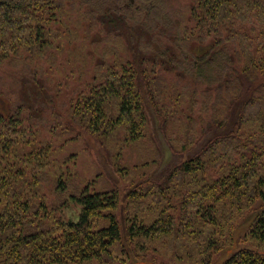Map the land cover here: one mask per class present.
<instances>
[{
    "label": "rangeland",
    "instance_id": "1",
    "mask_svg": "<svg viewBox=\"0 0 264 264\" xmlns=\"http://www.w3.org/2000/svg\"><path fill=\"white\" fill-rule=\"evenodd\" d=\"M100 1L105 5L95 0H43L32 28L18 39L3 37L9 58L0 64V164L3 174L6 169L16 175L19 197H28L33 205L43 203L45 216L54 224L59 219H78L81 207L65 201L71 193L85 188L92 193L116 192L119 206L103 215H115L124 235L132 219L151 226L160 216L179 215L171 192L175 185L166 191L164 179L173 172L168 169L180 154L181 121L196 113V133L191 136L198 140L209 128L206 123L212 112L206 120H198L208 99L182 69L189 59L185 56L199 49L196 42L182 41L184 29L188 27L191 34L195 26L191 9L197 0ZM110 7L112 15L104 20L101 16ZM37 26L43 29L40 43ZM169 59L174 63L167 65L172 62ZM132 63L141 73L145 69L140 73L146 78L145 82L140 79L142 85L156 87L161 96L155 116L164 132L158 137L149 117L150 123L138 137L125 123L112 127L118 115L116 100L105 104L108 118L100 131L87 130L81 116H75L79 102L110 76L121 77ZM193 95L198 106L191 114ZM14 116H20L18 124L10 121ZM59 180L66 193L56 190ZM263 207L262 202L243 211L228 206L221 217L225 219L215 228L217 233L207 227L199 239L193 235L195 240L168 234L138 238L133 247L145 251L138 250L141 259L136 262L144 258V264H223L243 246L264 251V242L249 234L245 237ZM95 223V229H101L109 220L99 217ZM208 237L221 243L211 261ZM122 242L113 247L112 258L87 264H130L133 250Z\"/></svg>",
    "mask_w": 264,
    "mask_h": 264
},
{
    "label": "trees",
    "instance_id": "2",
    "mask_svg": "<svg viewBox=\"0 0 264 264\" xmlns=\"http://www.w3.org/2000/svg\"><path fill=\"white\" fill-rule=\"evenodd\" d=\"M95 2L101 6L106 3ZM43 3L0 0V64L9 58L8 50L2 47L3 37L21 38L25 29L33 27L30 23L36 21L35 13ZM110 9L101 16L104 20L111 17ZM191 18L195 26L191 34L188 27L184 29L182 41L196 42L199 49L191 50L192 56L190 52L185 56L189 59L182 69L184 76L202 87V94L208 99L198 120H206L210 112L212 116L200 139L191 136L196 133L193 116L198 105L197 96L190 97V111L195 114H187L181 121V139H177L180 154L168 169L173 172L164 179L166 191L169 185H175L171 192L177 199L179 215L160 216L151 226L132 219L123 235L116 216L103 215L119 206L118 194L92 193L85 188L65 200L81 207L78 219H59L54 224L45 216L43 203L33 205L28 197H19L14 187L16 175L11 176L5 168L3 174L0 164V264L102 263L112 258L113 247L122 241L133 250L130 264H137L136 259H141L138 250L145 251L133 247L132 242L138 238L168 234L189 241L195 240L196 234L199 239L207 227H211L212 234L217 233L215 228L225 219L221 217L228 206L243 211L252 203L264 205V0H197ZM36 28L40 43L43 29ZM133 56L139 58L136 50ZM171 61L167 65L174 63ZM124 72L121 77L112 75L94 87L79 102L75 116H81V124L87 130L99 132L108 118L105 104L116 100L118 115L112 127L125 123L138 137L151 118L159 137L164 131L158 126L155 111L161 96L155 92L156 87L153 90L151 85H142L146 78L141 77L133 63ZM19 117H11L10 121L18 124ZM66 189L61 180L57 181L58 192L66 193ZM99 217L109 220V225L95 229V219ZM247 235L264 242V207ZM206 244L212 248L208 253L211 261L221 243L208 237ZM145 261L143 258L139 264ZM223 264H264V251L243 246L235 249Z\"/></svg>",
    "mask_w": 264,
    "mask_h": 264
}]
</instances>
